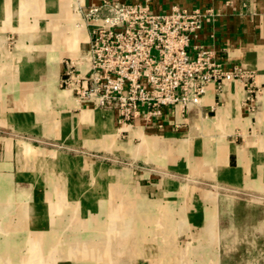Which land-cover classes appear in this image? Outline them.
<instances>
[{"label":"crops","instance_id":"0c3cea01","mask_svg":"<svg viewBox=\"0 0 264 264\" xmlns=\"http://www.w3.org/2000/svg\"><path fill=\"white\" fill-rule=\"evenodd\" d=\"M105 1L114 0H0V46L6 45L10 37L14 38L12 50L4 49L10 53L7 58L13 59L9 68L21 75L23 81L33 83L34 90L41 91L39 105L45 106L46 94L53 91L58 95L55 100L63 108L64 116L75 119L79 113H85L89 117L88 110L82 108L93 106L106 111L117 125L129 131V136L146 137L153 144L149 154L137 145L133 151L125 145L129 152L122 153L132 154L144 163L133 167L129 181L137 194L148 201L149 208L153 211L161 208L165 212L166 225L155 229V233L166 237L161 238L158 246L153 245V249L169 255L179 250V244L174 243L175 234L212 233L209 225L208 228L196 226L204 225L209 218L203 206L211 194L199 183L184 184L172 178L169 171L235 189L253 191L257 186L264 189V0H139L149 1L156 13H170L174 5L201 11L203 27L192 43L213 49L218 60L228 68L241 66L252 74L248 79L252 92L242 79L229 81L221 88L213 83L198 104L189 108L167 107L158 119L141 116L128 123L119 122L117 110L93 101H81L72 89L57 87L61 86L64 60H79L91 40L94 21L88 11ZM9 87L16 89V86ZM0 121L1 124L8 120L0 118ZM159 144L163 154L154 153ZM17 150L14 146L0 147V153L6 155ZM179 157L182 160L178 163ZM5 164L10 166L8 162ZM8 170L0 173V220H3L0 222V259L25 257L24 250L31 247L30 237L36 234L37 249L34 245L32 249L37 251V259L33 264H74L70 260L46 257L47 243L51 245L54 238L65 233L63 220L72 218L71 213H62L61 200L55 202L50 195L30 196L28 186L14 182ZM117 171L125 183L126 168ZM182 204H185V226L175 228L174 212ZM193 240L194 247L193 241L189 245L194 255L214 248L211 243L198 241L199 237ZM125 248L122 244L117 247L118 250ZM94 257L93 252L90 256L87 254L85 263L95 264Z\"/></svg>","mask_w":264,"mask_h":264},{"label":"rangeland","instance_id":"374dc122","mask_svg":"<svg viewBox=\"0 0 264 264\" xmlns=\"http://www.w3.org/2000/svg\"><path fill=\"white\" fill-rule=\"evenodd\" d=\"M14 44V38L10 37L6 45L0 46L3 51L0 52V118L8 120L0 124V137L13 138H0V147L14 146L18 150L12 155L0 153V173L9 169L14 182L28 186L30 196L50 195L55 202L61 200L62 213H71L72 218L63 220V227L67 226L63 228L65 233L54 238L51 245L47 243V258L86 264L85 256L93 252L95 264L123 261L125 264H218L219 260L220 264H264V189L261 186L253 191L230 188L176 170L169 171L172 178L184 184L199 183L211 194L203 206L209 218L204 225L196 226H210L212 233L175 234L174 243L179 244V250L169 255L153 249V245L158 246L161 238L166 237L155 233V229L166 225L165 212L161 208L159 211L149 208L148 201L131 186L129 179L133 173L130 172L135 165L144 163L132 154H125L129 151L124 147L127 145L133 151L137 145L149 154L153 144L146 137L129 136V131L117 125L106 111L93 106L82 108L88 110L89 117L85 113H79L75 119L64 116L63 108L55 100L58 95L53 91L46 94V105H39L41 91L34 90L33 83L23 81L21 75L9 68L13 59L7 58V54L10 55L8 52ZM6 48L9 51L5 52ZM66 81L61 79V86L57 87L73 90ZM160 147V144L159 148L155 147L154 153L163 154ZM181 160L179 157L178 163ZM121 167L127 170L125 183L117 175ZM184 207L182 204L181 211L175 209V228L185 226ZM198 237V241L211 243L214 248L194 255L193 239ZM37 238L36 234L31 235V247L24 250L25 257L3 258L0 264H33L37 251L32 246L37 249ZM104 244L113 249H103ZM121 244L125 250L117 249Z\"/></svg>","mask_w":264,"mask_h":264},{"label":"built area","instance_id":"2783aa9c","mask_svg":"<svg viewBox=\"0 0 264 264\" xmlns=\"http://www.w3.org/2000/svg\"><path fill=\"white\" fill-rule=\"evenodd\" d=\"M88 16L91 40L79 60L64 62L62 79L81 101L117 110L120 123L158 119L171 106L189 108L213 83L221 88L242 79L252 92V74L192 43L203 27L199 10L174 5L163 14L149 1L114 0L93 6Z\"/></svg>","mask_w":264,"mask_h":264},{"label":"bare ground","instance_id":"6f19581e","mask_svg":"<svg viewBox=\"0 0 264 264\" xmlns=\"http://www.w3.org/2000/svg\"><path fill=\"white\" fill-rule=\"evenodd\" d=\"M105 131V130H104ZM106 133H107V131H105ZM128 220V219H127ZM209 224V223H208ZM104 242V241H103ZM85 243V242H84ZM104 246H105V244H104ZM100 248V247H99ZM102 249V248H101ZM111 249V248H110ZM82 250V249H81ZM103 250V249H102ZM102 253V252H101ZM97 257V256H96Z\"/></svg>","mask_w":264,"mask_h":264}]
</instances>
